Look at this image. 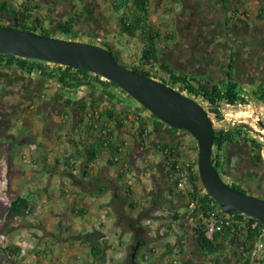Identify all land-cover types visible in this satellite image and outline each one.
Listing matches in <instances>:
<instances>
[{
  "label": "crops",
  "instance_id": "0c3cea01",
  "mask_svg": "<svg viewBox=\"0 0 264 264\" xmlns=\"http://www.w3.org/2000/svg\"><path fill=\"white\" fill-rule=\"evenodd\" d=\"M63 1H67L66 6L73 4L72 0H58L60 3ZM76 1L82 5L79 0L74 3ZM116 1L93 0L92 4L105 6ZM232 1L231 7L225 11L228 16L235 15L238 6L244 11L241 10L242 15L237 13L236 18L240 17L238 21L251 24V17L256 16L257 20L264 22V18H258L261 14L264 17V0H254L255 14L251 9H248L250 13L247 11L253 5H249V0ZM31 5L38 12L37 3L31 1ZM103 9L93 10L87 4V12L94 19L102 16V20H107V13ZM47 11H39L46 26L49 23ZM58 11H53V17L57 18L59 26L74 16ZM76 12L85 14L83 11ZM94 19L88 18L86 21ZM100 24L98 31L103 33L105 27L102 22ZM152 25L161 33L158 26ZM115 26L118 32L117 22ZM134 36L144 45L138 34ZM166 37L163 40L170 38L169 35ZM103 41L107 43L105 39ZM262 43L264 51V36ZM192 61L189 57L186 64L192 65ZM0 75V111L3 112L0 113V196L7 201L17 196L25 197L30 204V211L26 215L8 218L9 206L0 201V215L5 219V224L0 227V264H98L99 260H103L102 264H112L120 261L123 254L118 251L114 258L107 259L110 251L115 252L110 243V232L114 230L119 235L122 231L120 223L124 219L133 223L144 212L147 215L140 219L144 225L151 220L150 217L143 218L152 215L150 212L179 214L177 224H183L184 229L179 228L174 235L178 240L184 238L185 231L195 235L197 217L194 212L197 209L190 211L185 208L183 214L180 211V207L188 206V197L182 198L176 194L175 187L167 177V158L158 150V146L169 142L171 145L177 144L180 154L184 156V146L192 142L188 139L189 135L154 117L139 103L127 98L123 102L109 99L94 86L80 88L78 96H75L61 91L55 81H49L35 72L28 74L6 68L0 71ZM83 105H86L85 109H82ZM92 105L102 113L98 127L108 124L116 143L122 146L126 174H132L131 180L126 174L122 176L119 173L118 167L109 162L106 153L91 162H86L83 154H74L76 149L86 147L87 131L84 126L88 118L95 114ZM117 118L121 126L116 123ZM142 121L150 129V135L143 140L139 135ZM151 153L154 156H150ZM197 183L201 186L202 181ZM153 190H156L154 196L151 194ZM131 203H135V207ZM159 203L163 205L158 207ZM84 212L90 216L88 219L74 220L75 215ZM103 212H106L105 218ZM93 231L98 234L91 238L89 235ZM241 237L229 230L221 234L217 241L225 242L221 249L230 252L236 242L243 240ZM19 241H23L24 245H18ZM93 243L99 247L101 256L98 259L93 255ZM165 245L163 248L150 245L149 252L155 257L162 256ZM145 252L142 251L140 255Z\"/></svg>",
  "mask_w": 264,
  "mask_h": 264
},
{
  "label": "rangeland",
  "instance_id": "374dc122",
  "mask_svg": "<svg viewBox=\"0 0 264 264\" xmlns=\"http://www.w3.org/2000/svg\"><path fill=\"white\" fill-rule=\"evenodd\" d=\"M22 1L25 0H15L17 5ZM31 1L37 3L38 12H42L43 10L47 11L46 9L49 8L47 15L49 16L48 26L50 27V31H48V34L50 36H61L65 39H71V37L65 35L61 27L57 24V18L53 17V11L56 9L59 10V13L65 14L69 12L71 15H76L75 23L77 24V29L75 28L72 35H77L76 37L74 36L77 40L98 44L104 42L103 39H105L111 46L107 48L111 50L119 63H122L130 68L133 66H139V68L150 70L151 72L149 71L148 76L160 81L164 80L161 78L163 77L168 85L177 89L180 88L178 87V83H174L173 80L165 76V71L158 64L153 65L148 61L141 60L143 43L141 41L138 42V37L126 33H119L115 30L117 22L115 16L117 14L114 12L113 3L101 6L95 3L92 4L93 0H79L82 3L81 5L78 1L74 3L75 0H72L73 4L66 6L67 1L60 3L58 0H29V3H31ZM178 2H180V4L178 6L175 5ZM248 2L249 5H253L248 8L246 6L247 11L250 13V10L248 9H251V12L255 14L254 10L256 7L254 5H256V3H254V0H249ZM231 3L233 4L232 0ZM87 4H90L93 10H101V8H104L103 10L108 14L107 15L105 13V16H108L106 17L107 20H102V16L101 18L98 16L99 19H94L93 16L87 12ZM214 4H217V8H223V3L220 0H153L150 4L152 23L158 26L164 38L165 33H168L170 37L164 42H161L160 40L159 57L162 61L169 60V63L178 71H186L190 76L197 75L199 78H202V80L206 79V70L209 69L212 73L216 71V74L210 79L211 83H220L222 86L221 83H223V81H219L220 77H218V70L215 67L217 66L220 70H223L227 64H230L228 60L230 57L229 54L231 51L235 50L233 47L235 44L239 45V49L234 53V55H237V75L240 84H242L240 85V91L241 94L244 95V100L242 103H236V106L230 107L229 109L225 106V103L221 104V112L233 113L232 115H228L226 118L223 115L222 119H218L216 115L211 113V117L214 121L216 129L223 127L233 132H236L238 129L241 130V134L235 133V135L238 136V141L240 143H246L245 137L257 138L262 143L258 149L261 151V158L264 161V99L260 97L261 95L259 93L260 87L261 89L264 88L262 86V83H264V77H259V75L255 76L252 74V71H246L248 66V57L250 56L249 54L246 55L248 51L246 48L247 46L249 48V44L247 45L248 42H246V40L238 39H241V37L245 39L243 35L247 28H245L246 25L244 22L241 21L235 24L231 23L227 30L228 35L226 38H221L225 27L224 20H226V16H224L225 8L223 9L224 11L221 10V13L216 10ZM40 7L41 9H39ZM76 11H83L85 14L83 15L82 13L80 14ZM2 18L3 16L0 15V21ZM88 18H92L94 20H91L90 22L86 21ZM251 18L250 23L252 24V27L248 29L250 32L247 38L250 36L258 38L261 37V40H263L264 22L257 20L256 16ZM5 19L8 22H13L10 16H6ZM255 20L258 24H256ZM53 21H55L54 24H52ZM101 22L105 27L103 33H101V30L100 33L98 31V27L101 29ZM33 28L35 32L42 34V31L39 28L35 26ZM99 35H103V37H98ZM261 42L262 41L256 42L255 46L257 47V50L253 48L251 52V55H253L252 59H258L259 47L263 45ZM189 57L193 60L192 65L186 64V59ZM261 60H263L261 70L264 73V58ZM211 63H213V68L211 67ZM51 66L52 65H50V67ZM256 67V64L253 62L252 69L254 71ZM247 72L250 74L248 75ZM252 80L254 85L251 83ZM194 84L197 85L196 82H194ZM1 88L2 86L0 85V91ZM119 93L120 95H123L124 99H130L123 91L119 90ZM183 93L187 95L189 94V96H192L203 104L208 111L210 110L208 103L201 99L200 96L196 97L195 94L189 93L186 88H184ZM72 95L78 96V93H73ZM135 102L137 101L135 100ZM139 105L140 107H144L141 103H139ZM143 109L146 108L144 107ZM147 111L151 113L149 110ZM62 131L67 132V130ZM185 134L187 136L189 135L188 139L192 141L187 143V145L191 146L194 143V146H196V141L193 138L194 136L190 133ZM150 156H154V153H151ZM234 160L235 159L233 157V163ZM157 205L159 207L160 203ZM162 205L163 203L160 207ZM185 208H189L191 209L190 211H193L192 207H180L182 214L185 212ZM199 212V210L194 212L198 222ZM150 213H152V215L145 218L148 219L150 217L151 220L144 225L148 237V243L138 250V256H140L142 251H146L151 254L149 252L150 245L151 247L153 245L154 248H163L166 242L170 245L173 244V248L177 246L176 250H179L181 243H175L176 235H174V231L179 229L180 224H177V219H173L174 215L171 213L165 214L164 211L163 214H153V212ZM89 217L90 216L86 215L84 212L79 215H75L74 220L79 222L83 219H88ZM109 238L110 243L113 246L112 250L115 249V252L110 251L107 255V259L111 260L112 257L114 258V254L119 251L123 254L121 261L118 262L116 260L112 264H127L128 254L131 250V245L134 243V230L129 224L125 223L123 224L122 231L119 235H117L116 231L112 230ZM189 241H192L191 245L194 246L195 249H199L197 241L194 239L193 235L188 234L185 236V241L183 243L186 244ZM255 252L258 256H264V240H258V248ZM165 253H167V250Z\"/></svg>",
  "mask_w": 264,
  "mask_h": 264
},
{
  "label": "trees",
  "instance_id": "16d2710c",
  "mask_svg": "<svg viewBox=\"0 0 264 264\" xmlns=\"http://www.w3.org/2000/svg\"><path fill=\"white\" fill-rule=\"evenodd\" d=\"M153 0H117L113 4L114 12L117 14L116 21H117V30L119 33H126L129 35H136L138 34L141 40L144 42L142 48V55L141 60L148 61L149 63L156 65L158 64L164 71L165 76L169 77L174 83H178V87L180 91L183 92L184 88L188 90L189 93L195 94L196 97L200 96L205 102L208 103L210 110L209 113H216V117L218 119H222L223 115L221 112V104L222 103H242L244 100V95L241 94L240 91V82L235 74V67H236V59L234 53L230 56V64L228 68V76L227 81L223 84L224 86L221 87L216 84H208L206 81L201 80L197 75H189L186 71H178L174 66H172L167 61H162L159 57V43L158 41H165L163 39L164 36L156 30L152 23H151V13H150V4ZM161 1V0H158ZM241 1V0H240ZM33 5L29 3V0H25L20 5H16L14 1L9 0H0V15L2 16H10L13 22L8 21H0V25H14L22 30H34V26L39 28L43 35H49L48 31H50V27L45 25L43 16L36 12L33 9ZM244 8V7H243ZM242 9L238 6L236 7L235 15L228 17L225 21V24L228 26L232 21L235 20L237 17V13L242 15ZM244 12V11H243ZM239 17V16H238ZM101 18V16H100ZM259 19H263V14L259 15ZM76 15L73 17L70 16L65 21L61 22L60 27L68 37L71 39L75 38L77 35H72V32L77 29V24L75 23ZM226 28V27H225ZM84 32V31H83ZM85 33V32H84ZM165 37L168 34H164ZM74 38H73V37ZM167 38V37H166ZM103 46L111 47L107 43H100ZM117 59V58H116ZM52 66L50 67V65ZM0 67H10L16 70H20L22 72L31 74L33 72L37 73L43 78L48 80H53L57 83L59 89L65 93L73 94L77 93L80 88L84 86H94L101 89L102 93L105 94L109 99H118L120 102L124 101L123 95H120L119 90L123 91L130 99L134 100L130 95H128L118 84L115 82L102 77L98 74H94L88 70L73 67V66H64L55 63H49L42 60L37 59H28L19 57L16 55H11L7 53L0 52ZM135 71L139 73H143L149 75L150 70H145L143 68H139V66L131 67ZM151 72V71H150ZM164 80L162 82L166 83L165 78L161 77ZM197 83V85L194 84ZM260 95L264 98V88L260 89ZM189 95V94H188ZM86 105L82 106V109H85ZM93 110L92 116H90L84 126L86 136V143L85 148L76 149L74 154H83L86 156V162H91L96 160L101 154H108L109 162L113 165H116L119 169V173L124 176L126 174V167H125V160L123 156V148L121 145H118L115 141L114 133L111 127L108 124L103 125V129L98 127V119L101 118L102 113H100L95 106H91ZM144 108V107H143ZM147 109V108H146ZM145 109V111H147ZM148 112V111H147ZM149 113V112H148ZM105 114V113H104ZM152 114V113H150ZM153 115V114H152ZM96 116V117H95ZM107 116H110L107 115ZM154 117H156L154 115ZM157 118V117H156ZM82 122V120H81ZM116 123L118 126H121L119 119H116ZM82 124V123H81ZM139 135L140 137L146 138L150 135L149 127L146 122L142 121L139 125ZM148 127V128H147ZM148 129V135L144 136L145 130ZM97 132V133H96ZM182 132L189 133L186 130H182ZM241 130H237L233 132L226 128H215V136H214V144H213V158L214 164L219 169L220 164L223 158L226 156V149L230 145L234 143H240L238 141V136L235 133L241 134ZM196 141L195 149L198 151L197 140ZM246 144L254 148H260L261 142L255 137H245ZM248 142V143H247ZM87 143H90L88 145ZM158 150L163 152L164 156H166L168 165H169V173L167 174L168 180L170 183L173 184L175 187V181L172 179L174 174L175 166L177 162L180 160L181 155L179 153L180 148L177 144L171 145L169 142H166L160 146H158ZM119 158L118 160L115 159V156ZM85 171L87 169V165L85 166ZM121 176V175H120ZM121 176V177H122ZM201 180L199 173L192 177V184L193 188H189L188 191L185 193L183 191H177V195L183 197H188V205L192 202L195 204V208L199 211H204L208 208V206L214 205V207H219L220 212L221 207L217 200L212 198L210 194L203 188V184L201 186L198 185V181ZM236 187V186H233ZM239 188V187H237ZM176 189V187H175ZM242 190V189H241ZM244 191V190H243ZM153 196L156 195V190H153ZM132 207H135V203H131ZM30 211V204L29 201L25 197L17 196L11 199L10 206L7 210V217L17 216V215H26ZM230 213H236L239 218L245 216L246 214L238 212V211H231ZM149 214V212H148ZM147 213H141V217L135 220L134 223H131L130 220H123L120 223L122 226L123 224L127 223L131 225L133 224L134 227L141 226L140 219L142 216H146ZM7 218V219H8ZM121 218V217H120ZM145 218V217H143ZM173 219H180L179 214H175ZM176 220V221H177ZM250 222L246 223V225L238 227L237 224L233 223L231 226H228L226 231L232 230L233 233L241 237L242 239H246L249 242L258 241L259 239L264 240V224L259 221L257 218H250ZM253 221H258V228H252L251 224ZM195 226V235L194 239H196L197 244L199 247L204 251H208L209 253H216V248H222L223 243L225 242H218L219 236H216V240H209L205 236V232L203 226ZM3 227V226H0ZM144 227V224H142ZM145 228V227H144ZM98 234L97 231H93L90 233V237L94 238L95 235ZM185 237V236H184ZM185 238L179 239V243H183ZM249 246L246 247L248 251ZM93 248V255L97 259L99 256V247L96 244H92Z\"/></svg>",
  "mask_w": 264,
  "mask_h": 264
},
{
  "label": "water",
  "instance_id": "95a60500",
  "mask_svg": "<svg viewBox=\"0 0 264 264\" xmlns=\"http://www.w3.org/2000/svg\"><path fill=\"white\" fill-rule=\"evenodd\" d=\"M0 52L85 69L115 82L159 120L197 139L203 188L218 201L221 213L238 211L264 224V198L229 185L214 164V121L192 96L119 63L110 49L97 43L0 25Z\"/></svg>",
  "mask_w": 264,
  "mask_h": 264
},
{
  "label": "flooded vegetation",
  "instance_id": "af4514ba",
  "mask_svg": "<svg viewBox=\"0 0 264 264\" xmlns=\"http://www.w3.org/2000/svg\"><path fill=\"white\" fill-rule=\"evenodd\" d=\"M216 5L217 4H214V7H216V10L222 13L221 10H223L225 7L224 10L226 11V9L231 7L232 3H231V0H227L226 3L222 4L223 8L220 6L221 9L217 8ZM224 16H226V20L229 17L226 12H224ZM237 19H240V17L235 18V20L232 21V23L235 24V23L241 22V21H238ZM226 20H224V23ZM2 21H6L5 16H3ZM244 24L246 25L245 28H247L245 30L246 32H244V35L242 34L245 39H243V37H241V39L240 38L238 39L246 40V42H248L247 45L249 44V48L248 46L246 48L248 49L246 55L247 54L250 55L248 57L249 58L248 66H247L246 71H250V72L252 71L253 75L255 76L259 75V77L263 78L264 73L261 70L262 63H263V60L261 59L264 58L263 45L259 47L260 49L258 51L259 53L258 59L257 58L252 59L253 55H251L253 48L257 50V47L255 46L256 42H260L263 40H261V37L258 38V37H251V36L248 39L247 37L250 32V30L248 29L252 27V24H247V23H244ZM225 27H224V32L221 38H226V36L228 35L227 34L228 29H227L226 24H225ZM228 39H231V38H228ZM233 47L235 50L231 51L230 54L237 52L239 49V45L235 44V46ZM236 56L237 55L235 54V59H236ZM253 62L257 66L255 68V71L252 69ZM237 64L238 63L236 59V67H235L236 75L238 73ZM211 67L213 68V63H211ZM215 68L218 70L217 75L218 77H220L219 81H223V83H221L223 85L227 81V76H228L227 72H228L229 64H227V66L223 70H220V68H218L217 66ZM3 69H6V68L0 67V71H2ZM205 73L207 74H206V79H204V81H206V83L208 84H213L211 83L210 79L216 74V71L212 73V71L208 69L206 70ZM249 74L250 73H248V75ZM251 83H253L254 85L253 80ZM217 85L221 86L220 83L219 84L217 83ZM260 97L264 99L262 96ZM1 112L2 111H0V113ZM212 114L216 115V113H212ZM261 156H262V153L258 148H254L246 143H234L230 145L229 147H227L226 156L223 158L220 164L219 172L221 173V176L224 178V180L232 187L236 186L234 188L238 190L242 189L241 191L244 190L243 192L255 194L257 196L264 198V161L262 160ZM233 157L235 159L234 163H233ZM131 228L134 230V243L131 245V250L128 254L127 264H264V256H261V255L258 256L255 252L256 249L258 248V241L249 242L246 239L236 242L230 252H227L223 249H219L218 251H216V253L211 254L208 251L204 252L200 247L199 249L198 248L195 249L194 246L191 245L192 241H189L186 244L181 243V247L179 248V250L178 249L176 250L177 246L173 248L174 246L173 244L170 245L166 243L165 249L167 250V253H164L162 256L155 257L147 252H145L144 255L141 254L140 256H138V250L142 246H145L148 243V237L145 231L146 229L142 227V224L141 226H138V227H134L132 224ZM179 228L184 229L183 224L180 225ZM188 234L192 235L189 231L188 232L185 231L184 235L187 236ZM176 242H178L179 244L178 237H176L175 239V243ZM247 246H249L248 251L246 250ZM134 252L135 254L133 255ZM100 256L101 255L99 254L98 258ZM102 261L99 260L98 264H102Z\"/></svg>",
  "mask_w": 264,
  "mask_h": 264
},
{
  "label": "built area",
  "instance_id": "2783aa9c",
  "mask_svg": "<svg viewBox=\"0 0 264 264\" xmlns=\"http://www.w3.org/2000/svg\"><path fill=\"white\" fill-rule=\"evenodd\" d=\"M241 105V104H239ZM225 106L229 109L230 107L236 106V104H230L225 103ZM233 113H223V115L228 117V115H232ZM234 123V122H233ZM148 128V127H147ZM150 131V129H149ZM150 133V132H149ZM148 135V129L145 130L144 136ZM184 156L181 154L180 160L177 162L174 170V174L172 176V179L175 181V187L177 191H188L189 188H193L192 184V177L197 175L199 173L198 170V160H197V152L194 145H185L184 146ZM180 153V152H179ZM115 156V159L118 160L119 156ZM128 180H131L132 174L126 175ZM0 201H3L6 205L10 206L11 200H4L0 196ZM192 208L195 206L194 202L190 204V207ZM103 218L106 217V212H103L102 214ZM251 216L245 215L241 218L237 216L236 213H221L219 207H214L213 203L212 205L208 206L206 210H202L199 212L198 216V226H203L205 236L209 240H214L216 236H218L220 233H223L225 230H227L228 226H231L233 223L237 224L239 228L241 226L246 225V223H249ZM5 224V219L1 217L0 215V226ZM252 228H258V221H253L250 223ZM197 225V224H196ZM264 233H262L261 236H263ZM4 237V236H3ZM18 245L22 246L24 245L23 241L17 242Z\"/></svg>",
  "mask_w": 264,
  "mask_h": 264
},
{
  "label": "clouds",
  "instance_id": "9594fccd",
  "mask_svg": "<svg viewBox=\"0 0 264 264\" xmlns=\"http://www.w3.org/2000/svg\"><path fill=\"white\" fill-rule=\"evenodd\" d=\"M46 62V61H45ZM49 63H51V62H49ZM52 65V64H51ZM10 68V67H9ZM202 80V79H201ZM222 115H223V113H222ZM211 116V115H210ZM178 130H180V129H178ZM182 131V130H181ZM192 135V134H191ZM193 136V135H192ZM193 138H195V137H193ZM197 140V139H196ZM197 145H198V141H197ZM199 149V148H198ZM197 152V160H198V151H196ZM127 175V174H126ZM125 175V176H126ZM189 206V205H188ZM190 207V206H189ZM193 208H195V206L193 207ZM196 209V208H195Z\"/></svg>",
  "mask_w": 264,
  "mask_h": 264
},
{
  "label": "bare ground",
  "instance_id": "6f19581e",
  "mask_svg": "<svg viewBox=\"0 0 264 264\" xmlns=\"http://www.w3.org/2000/svg\"><path fill=\"white\" fill-rule=\"evenodd\" d=\"M225 232H226V230H225L223 233H220L218 236H220L221 234H224ZM215 240H216V239H215ZM215 240H214V241H215Z\"/></svg>",
  "mask_w": 264,
  "mask_h": 264
}]
</instances>
